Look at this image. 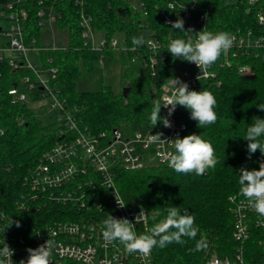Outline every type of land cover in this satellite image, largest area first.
I'll return each instance as SVG.
<instances>
[{"label":"trees","instance_id":"trees-1","mask_svg":"<svg viewBox=\"0 0 264 264\" xmlns=\"http://www.w3.org/2000/svg\"><path fill=\"white\" fill-rule=\"evenodd\" d=\"M42 1V3H40ZM188 4L193 0H180ZM7 0H0V9L4 10ZM142 7L130 0H23L21 6L28 10V17L23 23L25 42L43 47L42 32L44 17L41 9H53L56 30L65 34V42L53 48L40 49L36 57L47 64V58L59 71L52 84L57 87L59 97L65 99L67 110L76 117L79 127L91 133L122 129L130 134L135 131L144 133L160 129L162 122L154 126L149 113L153 100L160 99L162 85L179 70L192 69V62L173 55L166 49L168 42L185 33L171 29L161 10L166 8L173 21L179 17L184 20L185 29L199 31L225 30L229 33L238 28L252 29L255 34H264V25L256 19V12L264 2L254 5L247 0H196L191 9V16L185 19L183 9L171 10L166 0H139ZM91 18L94 31L102 33L106 39L104 59L113 58L115 47L110 45L117 34H123L125 50H122V78L130 90L124 96L123 90L115 93L109 87L99 90H78L77 82L82 75V67L88 66L98 54L84 44L82 37L81 15ZM146 32V33H145ZM61 34V33H60ZM194 34V33H191ZM133 36H142L144 40L152 37L158 40L161 48L160 59L152 74L150 67L143 66L135 73L136 60L149 59L152 51L146 44L135 46ZM222 54L214 62L217 75L211 78H196L193 89L210 90L217 99V121L205 128L198 126L190 117V110L177 105V119L186 123L183 135L202 133L211 139L219 162L215 168L206 169L200 175L177 173L167 164L148 162L140 169H127L122 166L113 168V178L123 199L131 208H143L147 211V229L151 227L152 213L163 210L165 206H179L194 215L199 226L196 238H183V243L172 242L165 247H154L150 253L160 264H203L213 255L233 256L237 242L233 238L235 213L232 196L245 198L239 194L238 174L241 167L259 168L264 160L259 149L248 155L246 140L243 135L248 124L258 116L264 117V110L258 103H264V58L255 55L232 57V64L221 66ZM50 64V63H49ZM250 64L252 73L242 74L239 66ZM26 68L14 71L11 66H2L0 76V213L9 215L14 233L24 246H31L35 230L56 220L77 219L81 212L64 202H48L40 209L29 198L32 192V173L43 156L58 142L73 139L75 132L63 135V123L42 124L38 113L27 102L13 103L9 89L18 84L22 74L29 73ZM128 80V81H127ZM155 87V94L152 87ZM33 99H38L33 96ZM160 115L165 113L160 110ZM21 118L23 122H20ZM93 179L96 187L85 190L90 195L98 192L108 194L101 183V176L91 170L75 178L86 183ZM91 190V191H90ZM66 191H70L69 189ZM25 202L26 204H23ZM108 202V201H107ZM71 207V208H70ZM109 207V204H108ZM109 209V208H107ZM19 225V226H18ZM260 229L252 223V236L246 241L247 258L263 256L258 244ZM204 238L205 246L195 249L196 240Z\"/></svg>","mask_w":264,"mask_h":264},{"label":"built area","instance_id":"built-area-1","mask_svg":"<svg viewBox=\"0 0 264 264\" xmlns=\"http://www.w3.org/2000/svg\"><path fill=\"white\" fill-rule=\"evenodd\" d=\"M22 1L7 0L5 2L2 17L7 21V26L0 28V34L7 38L6 42H0V65L5 62L15 70L26 68L30 71L22 74L19 83L9 89L12 102H27L30 94L37 96L36 100L49 98L50 104L47 106V111H55L58 122L65 125L63 135L75 132L73 139L58 142L40 158L32 173L33 189L32 192H28L27 197L32 196L34 202L39 203L37 209H40L41 202L44 205L56 201L70 203L72 208L78 212L82 211V213L77 219L56 220L37 228L31 246L29 244L24 246V243L14 233L9 215L0 213V243L5 242L12 250H9V252L11 251L9 256L0 255V260H3L5 264H20L22 259H27V249L44 243L50 238V232L54 233L51 238L55 240L56 247L52 249V258H50L49 264H84L82 254L85 253L90 257V264H160L155 261L150 252L147 254L126 253L119 242L106 243L101 237L102 218L111 213L118 218L127 217L133 222L134 230L137 233L147 229V211L127 205L114 182L113 168L122 166L127 169H140L148 162L167 164L165 156L174 151L169 140L177 136L182 137L187 126L186 123L177 119L176 106L171 116L168 117L171 121L170 126L163 125L160 129L156 128L155 132L135 131L127 134L122 129L115 128L111 131L94 134L87 128L84 130L80 128L76 117L67 110L65 99L59 97L57 87L52 84V81L57 77L58 67L52 64L51 58H47L46 62L48 63L45 64L40 57L35 56L40 49L47 48V46L35 47L25 42L23 23L28 17V10L21 6ZM247 1L251 5L264 2V0ZM166 2L167 7L172 5L171 8L168 7L171 10L182 8V15L185 19L190 18L191 9L196 4V0L188 4L180 0H166ZM142 4L141 2L138 6L142 7ZM161 14L167 23L173 21L166 8L161 10ZM39 15L45 18L41 22L44 26L46 24L53 25L55 17L52 8L48 12L41 9ZM257 20L260 25H264V6L257 10ZM81 26L84 44L96 52L99 55L100 63H103L105 60L103 54L106 46L105 37L96 40L90 17L82 15ZM230 34L233 37V43L227 51L222 53L221 66L231 65L232 57L239 55H255L264 58V34H255L252 29L243 28H238ZM190 35L194 36L195 34ZM144 44L149 47L152 54L149 59L145 58L142 61L146 67L151 68L152 74H154L160 59L158 51L162 46L158 40L152 37H148ZM110 45L117 47L118 40L112 39ZM52 47L56 48L58 45L53 44ZM135 48V46L131 47V49ZM125 49L124 47L123 50ZM136 59L138 57L133 58V60ZM192 64V69L179 70L162 85L160 103H163L165 98L170 95L169 85L174 77L180 76V81L186 82L189 89H193L196 78H211L217 75L214 63L202 69L194 62ZM238 70L242 74H250L253 71L250 64H243L239 66ZM161 109L167 116V107L162 105ZM18 120L23 122L21 118ZM0 131L3 132L1 128ZM152 134L160 135L161 139L158 142H150L149 137ZM90 170L101 176L100 184L109 191L108 194L100 195L98 192H94L93 195H90L87 193L85 186H89L90 189L96 187L91 178L87 179L86 183L75 181L76 177L88 173ZM68 189L70 191H66ZM117 199L124 205L120 206ZM230 199L234 202L233 238L237 242L233 256L213 255L203 264H264V217L253 210L247 198L232 196ZM23 204L26 203L23 202ZM142 209L145 214L140 216L138 214ZM252 223L260 229L261 233L258 244L262 248L263 256L260 258L254 255L247 258L246 241L252 236ZM5 225L8 226L5 227ZM2 246L0 245V247Z\"/></svg>","mask_w":264,"mask_h":264},{"label":"clouds","instance_id":"clouds-1","mask_svg":"<svg viewBox=\"0 0 264 264\" xmlns=\"http://www.w3.org/2000/svg\"><path fill=\"white\" fill-rule=\"evenodd\" d=\"M168 7L171 8L172 5L170 4ZM177 15L178 18L171 22V29H178V32L185 33V35L177 36L168 42L166 49L173 57L194 62L202 69L213 64L223 52L232 46L233 37L228 31H213L205 29V27L199 31H193L191 28L185 29L183 18L179 17V14ZM191 33L195 35H190ZM144 42L142 36L131 38L133 46H139ZM169 88L171 89L170 95L165 98L163 103L153 100L149 119L154 126L158 121L162 122L165 127L170 126L171 121L168 117L171 116L177 105L189 109L190 117L196 120L200 127L205 128L217 121V99L210 90L189 89L186 82L175 77L170 82ZM162 105L168 109L167 116L160 115ZM257 106L264 110V103H258ZM243 137L249 141L247 144L249 157L257 149L264 155V117L258 116L248 124ZM160 139V135L155 134L149 137L150 142H158ZM169 141H171L174 151L168 153L165 159L168 166L177 173L194 172L200 175L206 169L215 168L219 162L212 140L202 133L177 136ZM237 182L239 194L247 198L257 214L264 217V160L260 161L259 168L241 167ZM118 203L120 206L124 205L120 200ZM144 214L142 209L138 215L143 216ZM151 219V227L145 232L137 233L134 230L133 222L127 217L118 218L109 213L102 218L101 237L106 243L119 242L126 253L147 254L157 246L165 247L172 242L183 243L184 237L196 238L199 231L194 215L180 209L179 206H165L162 211L153 212ZM49 234L50 238L44 243L27 249V259H22L20 264H49V260L52 258V249L56 247L55 240L51 238L54 233L49 232ZM0 245H3L0 247V255H11L12 250L5 242ZM204 246L203 237L196 240V250ZM9 250L11 251L9 252ZM82 258L84 264H90V257L86 253L82 254ZM0 264H5V262L0 260Z\"/></svg>","mask_w":264,"mask_h":264},{"label":"rangeland","instance_id":"rangeland-1","mask_svg":"<svg viewBox=\"0 0 264 264\" xmlns=\"http://www.w3.org/2000/svg\"><path fill=\"white\" fill-rule=\"evenodd\" d=\"M134 5L138 6L139 0H130ZM1 7V4H0ZM3 10L0 9V28H6L7 21L2 17ZM257 19V12H256ZM258 21V20H257ZM61 33V34H60ZM146 33V32H145ZM65 34L55 29L54 25L46 24L42 32V42L48 45L61 44L65 42ZM102 33L96 34L97 41L103 38ZM123 34H117L118 46L115 47L113 58L104 60L100 63L99 59L92 60L88 66L82 67V75L77 82L78 90H99L103 87L111 88L115 93H120L125 87V83L122 78V50L125 47L123 41ZM7 38L0 34V42H6ZM95 54L96 52L93 51ZM135 67V73H139L143 66L142 60H135L133 63ZM128 81V80H127ZM152 93L155 94V87H152ZM38 113L39 120L42 124H54L57 125L58 117L55 111H47V106L50 104L49 98H43L40 100H34L30 94L28 102Z\"/></svg>","mask_w":264,"mask_h":264},{"label":"bare ground","instance_id":"bare-ground-1","mask_svg":"<svg viewBox=\"0 0 264 264\" xmlns=\"http://www.w3.org/2000/svg\"><path fill=\"white\" fill-rule=\"evenodd\" d=\"M82 15H84V13H82ZM82 15H81V18H82ZM92 28H93V27H92ZM93 32L95 33V37H96V34H97V33L94 31V29H93ZM96 40H97V39H96ZM33 46H35V45H33ZM35 47H39V46H35ZM103 54H104V53H103ZM5 64H6L5 62H2V63H1V65H0V67H1V71H2V66L5 65ZM6 65H7V64H6ZM8 66H9V65H8ZM13 69H14V68H13ZM19 70H21V68H20ZM14 71H16V73L18 72V70H15V69H14ZM27 102H28V101H27Z\"/></svg>","mask_w":264,"mask_h":264},{"label":"water","instance_id":"water-1","mask_svg":"<svg viewBox=\"0 0 264 264\" xmlns=\"http://www.w3.org/2000/svg\"><path fill=\"white\" fill-rule=\"evenodd\" d=\"M178 78H179V80H180V76H178ZM130 90V87L129 86H125L124 88H123V94H124V96H126L127 95V93H128V91ZM156 130L154 129L152 132H155Z\"/></svg>","mask_w":264,"mask_h":264}]
</instances>
